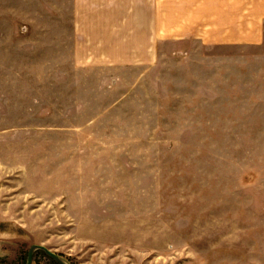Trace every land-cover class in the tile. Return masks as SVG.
<instances>
[{
  "label": "rangeland",
  "instance_id": "374dc122",
  "mask_svg": "<svg viewBox=\"0 0 264 264\" xmlns=\"http://www.w3.org/2000/svg\"><path fill=\"white\" fill-rule=\"evenodd\" d=\"M95 5L0 0V264H264V43Z\"/></svg>",
  "mask_w": 264,
  "mask_h": 264
},
{
  "label": "crops",
  "instance_id": "0c3cea01",
  "mask_svg": "<svg viewBox=\"0 0 264 264\" xmlns=\"http://www.w3.org/2000/svg\"><path fill=\"white\" fill-rule=\"evenodd\" d=\"M91 8L111 4L116 12L131 7V15L112 14L110 17H131L139 33L154 36L152 43L144 50H153L158 36L171 42H178L190 36H212V43L221 45L263 44L264 42V0H81ZM130 6V7H129ZM106 7V6H105ZM96 10V9H91ZM124 12V11H123ZM128 12V11H126ZM97 18L108 19L101 13ZM223 38H222V37ZM21 226L8 224V231L0 233V242L8 241V259L13 258L10 245L22 242ZM0 249V258L7 254ZM33 264H37L33 261Z\"/></svg>",
  "mask_w": 264,
  "mask_h": 264
},
{
  "label": "water",
  "instance_id": "95a60500",
  "mask_svg": "<svg viewBox=\"0 0 264 264\" xmlns=\"http://www.w3.org/2000/svg\"><path fill=\"white\" fill-rule=\"evenodd\" d=\"M38 252H41L44 255H46L50 260H52L56 264H70L68 261H66L61 256L54 254L53 252H51L49 249L45 248L44 246H38V245H34L29 249L28 254H27L26 264H33L34 256Z\"/></svg>",
  "mask_w": 264,
  "mask_h": 264
}]
</instances>
